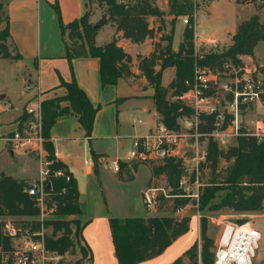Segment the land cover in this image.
Listing matches in <instances>:
<instances>
[{
	"label": "trees",
	"instance_id": "trees-1",
	"mask_svg": "<svg viewBox=\"0 0 264 264\" xmlns=\"http://www.w3.org/2000/svg\"><path fill=\"white\" fill-rule=\"evenodd\" d=\"M89 1V0H88ZM254 13L238 24L236 32L231 36V43L221 53L210 52L202 56L194 54V0H168V14L173 16L172 23L180 16H188V22L183 32V39L178 50H174V35L163 39L166 46L154 48L148 56H137L141 71L155 83L153 99L160 123L170 130H176L178 119L191 114L189 106L181 99L190 88L186 80H192L197 64L211 69L213 72L223 70L228 63L235 67L242 65L243 56H254L260 42H264V23L260 13L264 8V0H256ZM244 2V1H243ZM89 3V2H88ZM98 5L104 8L102 17L93 23L94 12L87 8L84 14L69 23H63L60 14V24L65 42V55L71 61L73 58L95 57L100 60L101 80L103 85H114L120 78L128 79L136 76L133 71V57L118 43V38L98 45L96 42L103 26L112 24L122 37L139 43L149 37L153 31L148 17H160L164 12L155 4V0H98ZM59 11L58 4L55 5ZM0 58L18 61L23 56L11 41L8 11L0 2ZM158 66V69L156 68ZM169 67L175 68V76L167 86L162 85L163 71ZM65 87L63 95L41 100L42 135L45 138L44 148L47 158H54L55 148L51 139V130L59 117L74 114L85 131V136H91L93 124L100 106H95L87 93L79 86L75 76L69 81L61 79ZM213 94L210 91L209 94ZM244 106V105H243ZM242 106V108H243ZM207 120L200 131L211 132L215 129L216 115L202 116ZM230 116L223 122L228 125ZM23 121L31 119L25 112L20 115ZM23 124L19 130L22 131ZM236 144L227 151L219 150L218 144L209 142L207 164L214 176L203 189L200 202L202 208L208 205L209 197L219 190L227 189L226 195L216 203L209 204L212 211L227 208L236 212H254L264 209V136L262 138L251 134L242 127L237 136ZM220 156L232 159L225 173L217 172ZM97 161L98 155L94 154ZM118 176L120 180L131 181L140 164H148L151 177L148 188H158L156 181L165 176L170 187L169 193H157L154 204L159 211L169 214L149 216H109L115 253L119 264H138L161 255L177 238L187 233L191 225V216H175L187 205L188 198L180 188V180L185 175L184 160L171 156L163 160L129 162L120 161ZM58 168H65V176H54ZM69 176V180L66 178ZM30 183L0 170V264L3 254L13 251L14 238L12 233H6L8 226L15 227L20 233H42L46 248L52 254L63 257L66 253H74L76 248L81 253L78 264L92 259L89 245L84 241L82 219L85 215V205L79 200V190L76 178L68 171L61 161L53 162L46 184V195L43 205L35 196H30L27 188ZM147 188V189H148ZM65 189V191H64ZM182 194H180L181 192ZM145 195L143 194V199ZM172 201L171 206L168 201ZM146 205V204H145ZM172 207V209H171ZM148 210V206L146 205ZM171 209V210H170ZM51 211V218L40 219L43 213ZM50 212V213H51ZM74 216L73 218H68ZM8 221V222H6ZM238 223H244L239 221ZM51 228V233L43 229ZM17 235V234H16ZM37 235V234H36ZM35 235V236H36ZM40 235V234H39ZM37 237V236H36ZM201 244L195 242L173 264H214V238L208 234L206 217L200 220ZM187 261H185V259ZM48 264H62V261H50Z\"/></svg>",
	"mask_w": 264,
	"mask_h": 264
},
{
	"label": "rangeland",
	"instance_id": "rangeland-1",
	"mask_svg": "<svg viewBox=\"0 0 264 264\" xmlns=\"http://www.w3.org/2000/svg\"><path fill=\"white\" fill-rule=\"evenodd\" d=\"M9 1L10 0H0V2H3L4 9L6 11H8L7 3ZM240 1H244L246 4H252L253 6L257 4L256 0ZM85 2L86 3L84 4L83 2L81 3L83 13L84 6L85 8L87 7L92 9L94 12L92 22H98L105 9L98 5V0H85ZM234 2L235 0H194V3L196 4V10L194 14L193 26L194 54L196 56L200 57L210 52L221 53L228 48L231 43L229 32H231L234 28V19L236 18L238 10H240V7H235L236 3ZM155 4L160 8V10H162V12H164V15L160 17H148L149 24L153 29L151 35L146 38L148 39V42L146 39L142 41L143 43H135L130 41L133 43H130V48L133 51L134 57V63L132 66L137 74L132 81L134 83L139 82V86L143 87V90H150V92H155V83L148 79L144 72L141 71V65L139 60H137V55L143 56V54H145L143 52L145 51L142 50H150L151 48L153 51L155 47L160 49L161 47L166 46L168 41L163 38L171 34L174 35L173 48L174 50H178L180 45L179 43H181V40L183 39L182 31L184 32L183 29H185L186 25L191 24L190 21L188 23L184 22V20L188 18L186 15L178 17L176 21L172 23L173 16L168 14V0H155ZM64 5L63 13L65 11L66 18L74 19L75 17H78L77 15L79 13V8L77 6V0H70ZM241 6L244 7V5ZM245 8L246 9H242L239 12L244 17L247 15L249 16L253 12L252 6L247 5ZM209 11L218 14L217 17H215L212 25L217 29L215 36L208 33V28L211 27V23L209 22L211 15H209ZM3 25L4 23L0 24V29L3 27ZM107 25L116 30L114 25ZM15 26H17L16 30H18L19 26L17 23ZM105 26H103L102 29H105ZM118 32L116 30L113 37H115L116 33ZM101 35L102 37L110 36L109 33L105 32H102ZM126 40L129 41V39ZM124 44L127 43L124 42ZM142 47L143 49H141ZM152 51H150V53ZM150 53L144 56H148ZM21 64L22 63H19V61L16 62L0 58V94L6 95V97L0 100V170L16 178L18 175H20V173L25 172L23 175H27V178L25 179L28 183H30L32 180L38 178L35 173H38L40 170V163L36 151L32 150L28 145L22 146L21 148L18 147L19 149H17V142L9 140L6 141L5 139L7 136L13 135L16 130H19L20 125L23 124L24 127L27 123H29L28 120L23 121L20 119V115L26 112V108L20 107V105L22 102L21 97L23 96V83L25 82V89H30L32 84H34L35 72L34 65L26 66ZM245 67L264 73V43H260V45L257 46L254 56H243L242 65L240 67H235L228 63L224 66L223 70H217L213 72L211 69H209L213 75V84L211 89L203 94V96L207 98L204 102L197 103L196 98L193 95L183 98L192 112L189 115L180 117L178 119V127L175 129L182 134L181 138H177L178 142H182V148L179 153L186 154L188 157L187 161H185V164L188 166L186 184L184 185V188H182V186L179 184V188L184 193L182 194L180 191V194L183 195L182 198H188L189 202L185 207L181 208L180 211H176L173 214L175 216L190 215L191 217H195L197 220H199V223L202 217H206L208 221V234L214 238V244L220 229L224 227L226 223H238L239 221L249 222L262 233V239L259 243L258 250H256V255L253 258L252 264H264V209L262 211L248 213L236 212L227 208L216 211L210 210L208 207L209 204L219 202L226 195L227 189L219 190L212 197H209L208 205H206L204 208H202L203 202H200L203 189L214 177L211 175V169L206 163L210 140L216 142L218 144L219 150H223L224 152L227 151L228 148L234 146L237 142L236 136H223L224 133L222 130L217 131L216 123L215 129L211 132H202V130L200 131V127L202 125L206 126L207 122V120L202 118L201 115L204 117L211 115L208 114V111L211 108H216L214 114H218V108L220 107V104L218 103L219 100H228L230 98V94L225 91V86L234 84V78L236 76H242L245 72ZM205 68L206 67H201L199 64L196 65V69ZM24 76L28 77V81L23 80ZM174 76V68L167 70L162 76V85L167 86ZM210 91H213L214 93L209 94ZM148 102L151 103V100H148ZM120 110L121 119H125L126 117L129 120V126L131 128L133 124L132 119H138L140 113H137L136 111H133L132 113L129 112L133 109L131 107L128 108L125 105L121 106ZM127 112H129L128 115H126ZM196 113H199L197 127L195 125L197 120ZM185 118L192 120L193 124L188 126L183 125L182 120ZM257 120L264 121V107H261L259 103L244 105L240 117V126L252 131ZM160 122V118H158L156 121L157 125L149 133H154L158 127L165 126ZM132 141V137L127 139L125 147L126 151L121 154L122 156L127 155V152L128 154L130 153L132 149ZM111 157L114 156L112 155ZM80 161L84 165L82 157L80 158ZM231 162L232 159L226 156H220L217 165V172L221 174L225 173ZM99 173H101L103 177L102 180L106 186L107 193L105 194L104 188L100 184V181H98V190L100 191V196H98V198H100L102 204L105 205V208L110 211V215L123 217L169 214V211H159L156 204H151L148 206V210L146 209L143 194L146 190V187L148 186V181L151 174L148 164H141L137 177L134 180L129 181L130 183L126 184L125 186L121 185V187H118L115 183L116 178L112 175L110 170H104L103 168H100ZM117 178L120 179L118 175ZM156 185L159 187L158 193H169L170 187L168 186L165 176L159 178L156 181ZM95 190H97V187H91L90 190H88L89 192L85 194V197H90L91 201H93L95 197L97 198ZM90 193L92 196H89ZM107 199L108 203L110 204H107ZM171 204L172 201H168V205L171 206ZM50 212L51 211H49L47 214L42 212L40 219L43 220L51 218L54 213ZM73 217L74 216H69L68 218ZM10 227L11 226L7 227L9 230L8 233H11ZM43 230L47 231V233H51V228H46ZM16 231L17 235L13 240V247L16 246L23 248L27 244L25 239L30 238L32 240H37L42 236L41 233H36L37 235L27 232L19 234V230L17 228ZM198 243L201 244V238H199ZM80 258L81 253L79 249L76 248L74 253H66L63 257H61L59 260H55L54 262L58 263V261H62V264H78V260H80Z\"/></svg>",
	"mask_w": 264,
	"mask_h": 264
},
{
	"label": "crops",
	"instance_id": "crops-1",
	"mask_svg": "<svg viewBox=\"0 0 264 264\" xmlns=\"http://www.w3.org/2000/svg\"><path fill=\"white\" fill-rule=\"evenodd\" d=\"M69 1L10 0L7 3L11 41L17 47L18 52L23 56V58L18 61L22 63L21 65H34L35 72L34 84H32L30 89L28 88L29 90L25 89V82L23 83V96L21 97L22 102L20 107L27 108L43 99L63 95L66 89L61 86V79L69 81L73 76H75L79 86L87 93L91 102L95 106H100L94 120L91 136H85V131L80 125L77 115L67 114L59 117L56 124L53 126L51 130V139L59 159L63 161L68 171L76 178L79 200L85 205V215L82 219V223H85V226L82 234L84 241L91 249L92 259L90 261H83L82 264H119L109 224L110 211L105 208V205H103L100 198H98V196H100L97 184L98 181H100V184L104 188L105 194L107 193L106 186L102 180L103 177L101 173H99L100 168L111 171L112 175L116 178L115 183L118 187L130 183L129 181L118 179V172H115L111 168H105L104 163L107 162L110 164L115 161L129 162L132 159L130 153L128 154L127 152V155H121L126 151L127 139L132 137V140H134L136 137L151 132L157 125L156 121L159 115L153 99L154 92L143 90L144 88L139 86V82L134 83L132 80H134L136 76L128 79L120 78L114 85H103L101 80L100 60L98 58L87 56L73 58L70 61L66 57L65 42L59 14L63 23H69L84 14L81 3H86L85 0H77V6L79 8L78 17L69 19L65 17V11L63 13L64 4ZM234 3L237 5H235V7H240V10H238L236 18L234 19L235 25L232 31L229 32V38L236 32L238 24L248 19L255 11L252 4H246V2L240 0H235ZM56 4L59 6L60 13L55 8ZM241 5H244V7ZM247 5L253 7V12L249 16L247 15L244 17L239 12L242 9H246L245 7H247ZM86 9L87 7L85 8L84 6V12ZM208 13L211 15V19H209L211 27L208 28V33L215 36L217 29L212 25L218 14L212 11ZM263 14L264 8H262L260 13L261 21L264 23ZM16 23L19 26L18 30H16ZM115 31L116 30L112 27L108 25L105 26V29H101L98 33L96 39L97 44L102 45L110 41ZM102 32L109 33L110 36L102 37ZM121 35L122 32L120 31L116 33L115 36L119 39V45L133 57V51L130 48V45L133 43H131L130 40L127 41ZM146 41L148 42V39H146ZM124 42L127 44H124ZM260 43L258 45H260ZM143 47L141 49H143ZM142 51H145L143 52L145 53L143 54L144 56L149 54L152 50L150 48V50L146 49ZM156 68L158 69V67ZM172 68L174 67L165 69L163 75L167 70ZM133 71L135 72L134 69ZM23 80L28 81V77L24 76ZM148 100H151V103H149ZM123 105L128 108L131 107L133 109L129 111L131 113L133 111L140 113L138 119H132L133 124L131 128L129 126V120L126 117L125 119H121L120 117V107ZM129 112H127L126 115H128ZM94 154L98 155L97 161L94 159ZM112 155L114 157H111ZM81 157L83 158L84 165L80 161ZM140 165L134 174V179L137 177ZM23 174H25V172L20 173L21 176L18 175L17 178H27V175ZM35 174L37 177L39 176V172ZM37 179L32 180L30 184ZM91 187H97V190H95L97 198L95 197L93 201H91L90 197H85V194L89 192L88 190H90ZM147 188L148 187H146V190ZM89 196H92V194L90 193ZM107 204H110L108 203V199ZM199 238V220L195 217H191V225L187 233L177 238L161 255L138 264H173V262L178 257L182 256L188 248L199 241ZM184 259L187 261L186 258Z\"/></svg>",
	"mask_w": 264,
	"mask_h": 264
},
{
	"label": "built area",
	"instance_id": "built-area-1",
	"mask_svg": "<svg viewBox=\"0 0 264 264\" xmlns=\"http://www.w3.org/2000/svg\"><path fill=\"white\" fill-rule=\"evenodd\" d=\"M122 1V0H119ZM188 23V18L184 20ZM242 76H236L234 84L225 86V91L230 94L228 100L220 99L218 114L216 113V129L222 130L223 136H238L240 129V117L242 114V106L246 104L259 103L264 107V76L263 73L257 72L252 68L245 67ZM186 84L190 86L189 90L183 94L181 99L189 95L196 98L197 103L204 102L207 98L203 94L210 90L213 84L212 72L205 69H194L192 80H186ZM184 101V100H183ZM185 102V101H184ZM186 103V102H185ZM216 109V108H215ZM214 108L208 111V114H214ZM26 113L31 119L22 131L16 130L13 135L7 136L6 141L17 142V149L28 145L32 150L36 151L40 163L38 179L33 182L36 187H31L33 183L26 189L30 196H35L43 205L46 195V184L50 174V166L53 162L63 161L59 159L58 154L54 152V158H47L48 153L44 148L45 138L42 135V106L41 101L26 108ZM198 115L196 113V127L198 125ZM230 116L228 125L223 127V122ZM182 124L188 126L193 124L192 120L185 118ZM231 132H230V131ZM216 131V130H215ZM251 134L259 138L264 136V121L257 120ZM182 137L178 130H170L165 126H160L154 133L134 138L130 157L138 161L163 160L171 156L183 158L184 164L188 157L186 154H180L182 142H178L177 138ZM19 147V148H18ZM185 175L180 180V185L184 188L186 177L188 176V166L185 164ZM105 168H111L115 172H119V161L113 163H104ZM65 168H58L54 171V176H65ZM69 180V176L66 177ZM158 188H148L144 193V203L149 206L154 204V196ZM65 191V189H64ZM11 233L16 236L15 227H10ZM223 233L219 244L216 246L214 264H252L262 239V233L249 222L244 223H226L223 227ZM8 230V228H7ZM9 231V230H8ZM42 234V233H41ZM25 247H16L10 253L3 254L4 264H48L50 261L59 260L61 256L52 254L47 250L43 234L40 239H25ZM18 246V245H17Z\"/></svg>",
	"mask_w": 264,
	"mask_h": 264
},
{
	"label": "water",
	"instance_id": "water-1",
	"mask_svg": "<svg viewBox=\"0 0 264 264\" xmlns=\"http://www.w3.org/2000/svg\"><path fill=\"white\" fill-rule=\"evenodd\" d=\"M5 97V94H0V100H2L3 98ZM37 184L36 183H33L31 185V187H36ZM223 227L220 229L219 233H218V236L216 238V241H215V245L217 246L219 244V241L221 239V236H222V233H223ZM6 233H8V230L6 229Z\"/></svg>",
	"mask_w": 264,
	"mask_h": 264
}]
</instances>
